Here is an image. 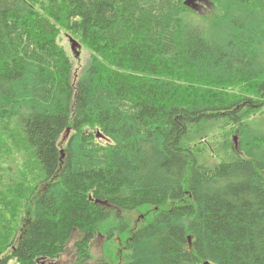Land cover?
<instances>
[{"label":"trees","instance_id":"1","mask_svg":"<svg viewBox=\"0 0 264 264\" xmlns=\"http://www.w3.org/2000/svg\"><path fill=\"white\" fill-rule=\"evenodd\" d=\"M184 1L0 0V264H264V0Z\"/></svg>","mask_w":264,"mask_h":264},{"label":"rangeland","instance_id":"2","mask_svg":"<svg viewBox=\"0 0 264 264\" xmlns=\"http://www.w3.org/2000/svg\"><path fill=\"white\" fill-rule=\"evenodd\" d=\"M196 2V1H195ZM200 2L205 3L204 0ZM197 9L205 10L201 5H197ZM72 35L64 28L59 29L58 42L67 49L69 55L73 60V64L76 66L82 65L88 58L90 51L82 44L76 42L74 47H71L72 40L70 38ZM73 36V35H72ZM74 37V36H73ZM70 38V39H69ZM73 39V38H72ZM74 40V39H73ZM73 49V50H72ZM74 51H77L75 53ZM149 210L148 213L141 212V208L135 210H124L121 208L110 207L109 216L105 221L104 228L102 232H111V238L108 241H105V238L96 235L89 243V259L86 260L83 264H101L106 262L107 264H122L123 255L126 252L125 246V235H130L129 230L134 227L136 224L140 225L142 221L148 218L149 214L154 213L158 210L157 205H147ZM122 223H127V226L123 231H119V228L123 226ZM82 232L80 230L74 229L69 240L66 242L65 248L62 253L55 259L46 260L44 264H75L76 248L75 242L81 237ZM107 244L108 249L105 248ZM106 246V247H107ZM105 250V251H104ZM108 250V251H106Z\"/></svg>","mask_w":264,"mask_h":264},{"label":"water","instance_id":"3","mask_svg":"<svg viewBox=\"0 0 264 264\" xmlns=\"http://www.w3.org/2000/svg\"><path fill=\"white\" fill-rule=\"evenodd\" d=\"M186 4H192L193 2H194V0H185L184 1ZM71 40H72V43H71V47L73 48L74 47V44H75V40H73L72 38H71ZM77 43V42H76ZM78 45V43L76 44V46Z\"/></svg>","mask_w":264,"mask_h":264},{"label":"flooded vegetation","instance_id":"4","mask_svg":"<svg viewBox=\"0 0 264 264\" xmlns=\"http://www.w3.org/2000/svg\"><path fill=\"white\" fill-rule=\"evenodd\" d=\"M106 208L109 210V208L106 206ZM102 237H104V236H102ZM105 238V237H104Z\"/></svg>","mask_w":264,"mask_h":264},{"label":"bare ground","instance_id":"5","mask_svg":"<svg viewBox=\"0 0 264 264\" xmlns=\"http://www.w3.org/2000/svg\"><path fill=\"white\" fill-rule=\"evenodd\" d=\"M70 38H71V37H70ZM70 38H69V39H70ZM254 130H255V129H254ZM260 176H261V175H260Z\"/></svg>","mask_w":264,"mask_h":264}]
</instances>
